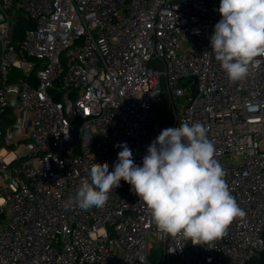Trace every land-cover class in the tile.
Listing matches in <instances>:
<instances>
[{
    "label": "built area",
    "instance_id": "2783aa9c",
    "mask_svg": "<svg viewBox=\"0 0 264 264\" xmlns=\"http://www.w3.org/2000/svg\"><path fill=\"white\" fill-rule=\"evenodd\" d=\"M219 5L0 0V264H151L147 236L163 243L165 264L257 258L264 248V56L232 82L214 54H204ZM18 17L33 23L20 42ZM164 100L174 115L157 118ZM182 122L205 127L246 213L223 237L194 245L159 231L123 180L102 208L65 210L95 163L113 170L116 145L127 143L142 166L150 143Z\"/></svg>",
    "mask_w": 264,
    "mask_h": 264
},
{
    "label": "clouds",
    "instance_id": "9594fccd",
    "mask_svg": "<svg viewBox=\"0 0 264 264\" xmlns=\"http://www.w3.org/2000/svg\"><path fill=\"white\" fill-rule=\"evenodd\" d=\"M221 19L210 37L211 51L232 82L245 79L250 65L264 56V0H220ZM113 170L94 164L65 203L87 211L102 208L123 180L149 210L159 231L192 244H209L226 233L236 218L246 215L224 180L216 149L200 122H182L163 129L150 143L142 166L134 163L127 143L116 145Z\"/></svg>",
    "mask_w": 264,
    "mask_h": 264
},
{
    "label": "rangeland",
    "instance_id": "374dc122",
    "mask_svg": "<svg viewBox=\"0 0 264 264\" xmlns=\"http://www.w3.org/2000/svg\"><path fill=\"white\" fill-rule=\"evenodd\" d=\"M152 65V62L150 63ZM153 65H157L154 64ZM153 68H156L153 66ZM31 71V69H29ZM192 80L184 79L182 80V83L184 85H188L189 82ZM190 96V91L186 89V93L183 96L177 97L176 99V109L178 112L182 111L184 106L187 103V99ZM166 103V100L163 102L161 101L159 106L156 109V117H164L171 114V116L174 115V110L164 105ZM25 153V152H24ZM147 252H148V259L151 262V264H165V256H164V250H163V243L155 240L151 236H147ZM167 264H176L174 259H169Z\"/></svg>",
    "mask_w": 264,
    "mask_h": 264
},
{
    "label": "trees",
    "instance_id": "16d2710c",
    "mask_svg": "<svg viewBox=\"0 0 264 264\" xmlns=\"http://www.w3.org/2000/svg\"><path fill=\"white\" fill-rule=\"evenodd\" d=\"M30 27H33V23L30 20H27L23 17H18L14 29L15 41L20 42V40L23 38L24 31ZM17 75L20 76V72H17ZM263 239H264V230H263ZM249 264H264V248L257 256V258L253 259Z\"/></svg>",
    "mask_w": 264,
    "mask_h": 264
},
{
    "label": "crops",
    "instance_id": "0c3cea01",
    "mask_svg": "<svg viewBox=\"0 0 264 264\" xmlns=\"http://www.w3.org/2000/svg\"><path fill=\"white\" fill-rule=\"evenodd\" d=\"M8 117H9V118H10V117L12 118V115H8Z\"/></svg>",
    "mask_w": 264,
    "mask_h": 264
},
{
    "label": "water",
    "instance_id": "95a60500",
    "mask_svg": "<svg viewBox=\"0 0 264 264\" xmlns=\"http://www.w3.org/2000/svg\"><path fill=\"white\" fill-rule=\"evenodd\" d=\"M191 92H193V90H191Z\"/></svg>",
    "mask_w": 264,
    "mask_h": 264
}]
</instances>
